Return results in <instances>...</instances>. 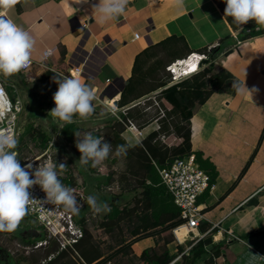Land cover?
I'll return each mask as SVG.
<instances>
[{
    "label": "crops",
    "instance_id": "1",
    "mask_svg": "<svg viewBox=\"0 0 264 264\" xmlns=\"http://www.w3.org/2000/svg\"><path fill=\"white\" fill-rule=\"evenodd\" d=\"M11 25L22 37L9 53L0 50L4 69L12 65L39 75L44 68L40 61L49 51L45 62L49 67L52 59H59L66 73L81 68L76 84L83 87L90 82L89 95L110 107L111 119L131 107H119L118 100L143 50L177 35L184 37L185 49L205 52L231 35L235 42L223 41L226 48L217 54L215 64L231 71L241 86L233 95L212 94L191 118L192 149L210 161L216 177L199 197L203 218L198 227L184 224L182 238L174 229L176 239L167 246L176 252L179 244H194L213 230L212 243L222 246L214 264H264V34L239 40L238 31L214 0H0V31ZM23 54L36 60L37 70L18 67ZM182 79L168 81L166 86ZM166 86L147 93L136 104L158 102ZM77 110L68 121L81 127L79 122L92 114ZM158 118L142 127L131 119L143 135L128 128L121 135L130 145L140 143L159 129ZM93 134L90 142L98 144L99 138L92 142ZM161 137L169 140L165 134ZM32 220L39 226L35 233H40L41 226ZM25 229L24 233L30 231ZM155 241V237L136 241L134 253L140 255ZM212 243L195 264H207L213 256Z\"/></svg>",
    "mask_w": 264,
    "mask_h": 264
},
{
    "label": "trees",
    "instance_id": "2",
    "mask_svg": "<svg viewBox=\"0 0 264 264\" xmlns=\"http://www.w3.org/2000/svg\"><path fill=\"white\" fill-rule=\"evenodd\" d=\"M214 1L218 4V0ZM218 6L232 28L238 31L239 40L264 34V17L255 14L249 19L245 17L238 18V9H222L220 4ZM224 40L229 43L235 42L231 35H227L221 39L218 47L210 50L204 49V53L209 56L207 66L201 71L169 86H166L168 81L154 83L152 81L154 79L149 76L145 69V63L151 57L150 51L157 47L169 51V58L173 61L185 57L192 50L185 49L186 41L184 37L171 35L156 46L143 50L137 55L131 76L128 79L129 82L121 90V96L118 100L119 107H131L119 113L122 120L112 118L113 124L106 127L104 134H93L92 142L102 138L100 144L103 148L109 146L117 149L121 148L122 153L127 158V170L123 177L129 184V189L134 192L133 197L122 207L118 202L112 201L109 211L99 223L108 234L118 229L120 235H114L116 246L111 244L109 246L110 252H105L100 242L95 240L91 229L86 223L85 216L82 215L80 219H76L84 231L83 237L74 246L76 251L74 249L60 250L56 240L49 238L47 232L42 230L33 236L23 235V239L25 242L32 244H35L37 240H48L49 251L45 258L40 259L35 256L22 257V259L11 258V264H21L22 261H26V264H117L115 260L120 256H128L129 264H195L204 253L208 252L206 245L212 243L213 230L194 244L189 242L188 246L191 245L189 249L183 244L178 245L176 252H171L168 248V243L175 239L173 230L184 224L186 220L181 216L180 208L176 205L172 194L163 183L159 169L169 167L176 158L195 153L201 167L211 174L210 185L214 182L216 177L214 166L208 159L203 158L201 151L192 149L191 118L212 94L225 92L233 95L241 86V81L231 71L224 67H217L215 64L217 54L226 48L223 44ZM4 60L9 61L7 55L4 56ZM52 60L53 65L44 67L38 77L47 82L52 89H56L65 80V77L59 72H66V67L61 60ZM159 63L160 61L155 62L149 69L157 72ZM14 66L16 65L14 64ZM37 66L39 65L35 63L31 69L37 70ZM164 86L166 87L160 91L159 97L169 104L170 109L165 112L164 116L166 117L159 120V129L149 133L140 143L128 144L121 135L126 129L125 123L128 119H143L139 123V126L142 127L156 118V115L149 116L146 111L141 114L142 112L137 110L138 104H136V101L147 93ZM91 87L90 82H85L82 87L75 82L67 81V84L65 83L66 102H78L82 94L89 95L88 90ZM165 106L167 109V105ZM78 111L75 110L73 114L77 115ZM92 112L93 110L88 109V113ZM168 117L177 118L176 120L172 119L169 124L176 136L172 145L168 140L163 142L159 140L161 134L168 132ZM79 131L80 127L74 121H66L61 134L73 147H78ZM49 139L48 135H43V143L46 144ZM83 151L87 155L82 157L87 162L89 157L92 156L93 150L84 149ZM39 177H42L41 172H37L33 178L27 177L22 185H18L10 191L7 202L1 197L3 189L0 188V206L8 212V224L11 226L17 224L18 216L29 217L26 212L18 207V203L25 190L26 183ZM112 179V175H109L105 182H110ZM63 180L68 185L73 182L67 178H63ZM63 180L59 183L62 184ZM208 189L205 193L208 192ZM60 190L62 191V187H60ZM120 193L121 191H118L116 195H120ZM74 213L76 217L75 209ZM124 220L128 225L130 239L125 238L122 233V222ZM146 237H155V245L145 248L140 255H136L132 245ZM161 241L164 246L161 245ZM221 247L218 244L212 245L213 256L207 260V264H214V257L220 254Z\"/></svg>",
    "mask_w": 264,
    "mask_h": 264
},
{
    "label": "rangeland",
    "instance_id": "3",
    "mask_svg": "<svg viewBox=\"0 0 264 264\" xmlns=\"http://www.w3.org/2000/svg\"><path fill=\"white\" fill-rule=\"evenodd\" d=\"M218 4L222 9H238V18L249 19L255 14L264 17V0H218ZM168 53L169 51L163 50L161 47L153 48L150 51L151 57L146 61L145 69L154 79L152 80L154 83L173 79V74L167 67L173 62ZM207 57L209 58L208 55ZM182 59L179 58L180 61L175 65L176 74L180 68L187 65V60ZM158 61L160 63L157 72L151 71L149 67ZM208 61L203 63L196 72L206 67ZM180 63L182 64L179 67ZM0 67L3 78L9 84L10 96L14 101H19L21 106L18 118V139L6 159L0 163L2 199L7 202L10 191L16 186L22 185L27 177L33 178L37 172H41L44 176L47 169L46 164L50 163L52 171L49 172V177L59 189L64 207L73 213L75 209L76 219H80L82 215L85 216L86 223L95 240L100 242L105 252L109 253V246L111 244L116 246L114 235L120 234L118 229L108 234L99 223L109 211L112 201L118 202L122 207L133 197L134 192L129 189V184L123 177L127 170V158L121 148L117 149L111 146L103 148L100 144L102 138H99V144L94 145L90 140L93 133L102 135L106 127L113 124L110 117L114 112L106 104L87 94H82L78 102H66L65 83L70 81L67 78H64L65 80L58 88L52 89L47 82L38 77L40 74H36L35 71H19L12 65H8V70L4 69L5 66L1 64ZM194 73L179 77L186 78ZM157 100L158 102L147 100L138 106L137 110H140L141 114L146 111L149 116L156 115L160 118L159 120H162L166 117L164 116L165 112L170 107L164 99L158 97ZM95 101L97 104L93 106ZM165 105H167V109ZM80 108L92 109L93 112L89 113L92 114L91 117L79 122L82 125L79 131V144L78 147H73L62 136L61 131L64 123L74 119V111ZM115 118L118 117L115 116ZM172 119L176 120L177 118L168 117V125ZM142 120L137 119L135 123L139 125ZM172 130V126L169 125L168 132L165 133V139H169L171 145L175 141V134ZM44 134L50 137L46 144L43 143ZM163 139L161 137L159 140L163 142ZM84 149L93 150V154L87 162L82 157L87 155L84 153ZM109 175H112L113 179L110 182H105ZM63 178L72 180V184L68 185ZM61 180H63V185L59 183ZM131 182L134 183L133 180ZM60 187H62V191ZM118 191H121L120 195H116ZM28 218L18 216L17 224L11 226L8 224V212L0 206V264H11V257L22 259V257L35 256L43 259L48 254V242L37 247L40 240H37L35 244L24 241L23 235L33 236L36 234L35 229L37 228L35 227H39L31 217ZM122 225L123 235L130 239L125 220ZM25 228L30 231L24 233ZM40 228L42 229V227ZM162 243L161 241V245L164 246ZM127 259H129L128 256H120L115 261L117 264H129ZM26 263V261H22L21 264Z\"/></svg>",
    "mask_w": 264,
    "mask_h": 264
},
{
    "label": "built area",
    "instance_id": "4",
    "mask_svg": "<svg viewBox=\"0 0 264 264\" xmlns=\"http://www.w3.org/2000/svg\"><path fill=\"white\" fill-rule=\"evenodd\" d=\"M21 37V32L14 25L0 31V50L9 53ZM49 56L50 52L45 51L40 61L43 67H49L45 63ZM185 57L182 60H187L186 64L193 60L199 61V69L203 64V59L208 58L204 52H190ZM178 61L180 60L176 59L167 66L173 74V79L170 81L180 78V75L177 76L178 74L175 72V65ZM35 62L36 60L33 57L23 54L18 59L17 64L21 70H28ZM181 64L178 66L180 67ZM80 72L81 68L76 67L74 70H70L69 73H59L68 80L77 83V75ZM8 86L9 84L3 78L0 70V163L6 159L14 147L19 133L18 118L21 106L19 101H14L10 96ZM118 118L121 119L119 116ZM125 125L126 128L135 131L138 136L143 135L142 130L131 119H128ZM46 167L44 176L26 183L18 207L36 220L50 238L56 240L60 250H75V244L83 237V228L76 221L75 214L64 207L60 191L49 177L52 165L48 163ZM159 173L163 183L172 194L174 202L180 208L181 216L186 220L184 224L190 229L198 227L200 220L203 218L198 199L210 187V175L201 167L195 153L176 158L169 167L159 169ZM184 224L178 226L175 230L182 229ZM47 242L48 240H40L36 246L38 247Z\"/></svg>",
    "mask_w": 264,
    "mask_h": 264
},
{
    "label": "bare ground",
    "instance_id": "5",
    "mask_svg": "<svg viewBox=\"0 0 264 264\" xmlns=\"http://www.w3.org/2000/svg\"><path fill=\"white\" fill-rule=\"evenodd\" d=\"M198 62L199 61H196V60L189 62L187 65H185L179 69L177 76H179L181 74H190V73L196 72L197 70H199V63ZM182 229H183L182 231H181V229L176 230V234L179 238H182V235L184 233H186V229L184 227H182Z\"/></svg>",
    "mask_w": 264,
    "mask_h": 264
},
{
    "label": "water",
    "instance_id": "6",
    "mask_svg": "<svg viewBox=\"0 0 264 264\" xmlns=\"http://www.w3.org/2000/svg\"><path fill=\"white\" fill-rule=\"evenodd\" d=\"M208 60H209L208 58H205V59H203L202 63H206ZM128 82H129V81H127V83H128Z\"/></svg>",
    "mask_w": 264,
    "mask_h": 264
}]
</instances>
